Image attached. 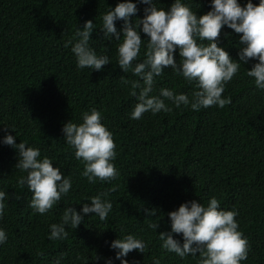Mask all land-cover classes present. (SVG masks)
<instances>
[{
    "label": "trees",
    "instance_id": "obj_1",
    "mask_svg": "<svg viewBox=\"0 0 264 264\" xmlns=\"http://www.w3.org/2000/svg\"><path fill=\"white\" fill-rule=\"evenodd\" d=\"M117 2L0 0V136L6 129L16 143L22 140L39 148L41 156L58 164L72 182L47 212L33 211L28 204L31 192L17 182L25 175L15 168L17 149L0 143V191L5 192L0 228L7 234L0 244V264H53L57 257L60 264H105L107 257L120 264L108 245L128 233L146 244L144 252L134 249L125 257L133 264H153V257L160 264H198L199 252L180 258L161 248L159 232L170 230L167 213L180 203L192 199L206 203L211 196L218 198L220 207L237 212L238 230L248 243L247 258L240 264H264V89L247 75L255 59L238 62L237 73L221 93L230 101L223 107L193 110L172 105L170 112H144L140 119H132L129 114L137 102L132 93L139 91L134 82L142 85V80L116 63L118 41L104 38L100 28L102 14ZM155 2L167 8L172 0ZM184 2L198 15L211 7L209 0ZM145 6L137 4L130 23L144 15ZM87 19L95 27L90 45L110 58L100 70L77 68L71 44L65 46L78 39L77 27ZM122 23L115 21L118 31ZM239 35L222 26L218 37L237 60ZM144 50L142 42L138 60ZM174 58L179 61L178 50ZM161 86L190 99L196 90L195 82L185 81L170 67L154 77L150 94H158ZM93 107L112 133L117 175L90 183L80 174L83 163L66 144L62 126L68 120L80 122L81 114ZM100 193L112 202L105 220L88 213L76 228L66 227L63 239L49 238V225L60 221L65 207L79 211ZM145 209H153V215ZM150 223H157V228H150ZM173 235L182 242L181 234Z\"/></svg>",
    "mask_w": 264,
    "mask_h": 264
},
{
    "label": "clouds",
    "instance_id": "obj_2",
    "mask_svg": "<svg viewBox=\"0 0 264 264\" xmlns=\"http://www.w3.org/2000/svg\"><path fill=\"white\" fill-rule=\"evenodd\" d=\"M138 3L146 5L144 15L130 23V16L138 11ZM209 3L210 9L198 15L184 0H172L167 8L158 7L155 0H118L114 7L102 14L100 28L104 38L115 37L118 41L116 63L125 73L130 70L142 80V85L134 82L139 91L132 93L137 102L129 114L130 118L140 119L144 112H170L172 105L190 106L193 110L213 104L223 107L230 102L229 98L221 95L226 82L237 73L238 62L246 63L249 58L256 62L247 68V75L254 78L257 88L264 89V0L258 3L246 0L243 5L239 0H209ZM117 20L123 21L119 31L115 24ZM222 26L240 34L239 60L231 58L219 43ZM94 28L93 20H85L74 34L78 39L65 43L66 47L71 44L77 68L100 70L110 61L108 55L97 54L89 43ZM141 32L145 34L143 39ZM205 40L207 44L203 43ZM142 42L145 50L143 59L138 60ZM176 50L179 61L174 58ZM166 67L185 81L195 82L196 90L192 91L191 99L184 92H174L163 86L158 94H150L154 77L160 76ZM166 100L171 101V105ZM81 117L78 123L68 120L62 126L66 144L74 150L76 159L83 163L81 176L90 183L114 178L117 175L113 163L116 151L111 131L102 122L100 111L94 107L84 111ZM0 143L17 149L15 168L25 173L17 182L27 185L31 192L28 204L33 211L47 212L62 194L68 193L71 179L62 173L58 164L53 166L48 156H41L39 148L22 140L16 143L14 135L6 129L0 136ZM102 196L106 193L91 196L88 199L91 203H83L79 211L71 205L65 207L60 221L49 225V238L63 239L67 235L66 227L76 228L88 213L105 220L112 202L102 199ZM4 197L5 192L0 191V215L5 208ZM145 212L153 215L154 210L145 209ZM167 215L170 230L159 232L161 248L166 251L180 258L189 254L197 256L199 252L198 264H240L247 258V238L238 230L237 212L220 207L216 196L209 197L206 203L197 199L186 200ZM149 227L156 229L157 223H150ZM173 233L181 234L182 242ZM6 240V232L0 228V244ZM108 246L115 250V259L120 264H133L125 258L127 254L134 249L144 252L146 248L145 242L131 233L112 239ZM53 264H60V257ZM105 264H113V257L105 258ZM153 264H160L159 259L153 257Z\"/></svg>",
    "mask_w": 264,
    "mask_h": 264
}]
</instances>
